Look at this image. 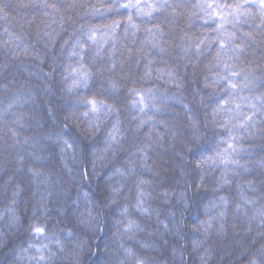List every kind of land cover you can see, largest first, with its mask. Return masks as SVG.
<instances>
[{
	"label": "clouds",
	"instance_id": "obj_1",
	"mask_svg": "<svg viewBox=\"0 0 264 264\" xmlns=\"http://www.w3.org/2000/svg\"><path fill=\"white\" fill-rule=\"evenodd\" d=\"M0 264H264V0H0Z\"/></svg>",
	"mask_w": 264,
	"mask_h": 264
}]
</instances>
